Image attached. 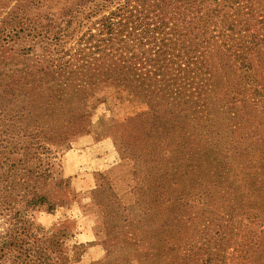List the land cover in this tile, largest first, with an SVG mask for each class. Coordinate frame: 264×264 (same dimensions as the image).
<instances>
[{"label": "rangeland", "instance_id": "rangeland-1", "mask_svg": "<svg viewBox=\"0 0 264 264\" xmlns=\"http://www.w3.org/2000/svg\"><path fill=\"white\" fill-rule=\"evenodd\" d=\"M101 4L0 0V44L30 48L27 62L71 54L117 0ZM65 20V36L52 41ZM16 61L0 58V107L9 109L0 119V264H201L193 250L217 223L228 225L226 238L210 264H264V108L238 105L239 134L219 112L211 154L195 168L194 152L170 161L180 138L167 109L106 74L85 83L77 73L67 92L46 84L60 94L32 115L27 100L14 108L5 84ZM237 140L242 155L226 156Z\"/></svg>", "mask_w": 264, "mask_h": 264}, {"label": "trees", "instance_id": "trees-1", "mask_svg": "<svg viewBox=\"0 0 264 264\" xmlns=\"http://www.w3.org/2000/svg\"><path fill=\"white\" fill-rule=\"evenodd\" d=\"M99 1L103 7L113 0ZM70 23L60 22L63 26L55 28L52 41L63 38L62 32H67ZM95 25L96 32L87 31L78 37L73 53L34 57L31 62H27L30 48L2 40L0 58L17 59L9 68L5 84L14 108L18 107L17 100H27L32 115L35 105L41 111L60 94L46 84L59 80L63 92H67L72 81L79 79L77 73L86 77L85 83L106 74L167 109L170 136L175 132L180 138L170 161L177 163L185 152H194L196 160L189 159V163L195 168L211 154L212 148L206 150L218 135L219 112L229 119L231 133L239 134L238 105L253 103L264 108V82L260 78L264 70V0H117L115 10L101 14ZM62 75L65 77L60 78ZM18 87L26 93L16 97L11 91ZM14 112L11 122L19 116ZM8 114L7 107H0V119ZM200 129L201 137L195 141ZM208 138L212 142L205 148ZM3 143L0 139V148L4 149ZM231 152L242 155L240 140L226 156ZM232 216L226 213L221 221L224 217L230 221ZM227 226L217 223L210 237L193 250L201 264L213 262L214 247L226 238Z\"/></svg>", "mask_w": 264, "mask_h": 264}]
</instances>
